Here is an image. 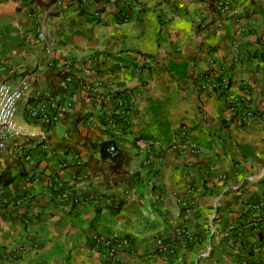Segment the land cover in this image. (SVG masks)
Segmentation results:
<instances>
[{"label": "crops", "instance_id": "1", "mask_svg": "<svg viewBox=\"0 0 264 264\" xmlns=\"http://www.w3.org/2000/svg\"><path fill=\"white\" fill-rule=\"evenodd\" d=\"M226 1L0 0V84L28 87L0 264H264V0ZM50 99L58 122L32 119ZM94 234L129 246L103 258Z\"/></svg>", "mask_w": 264, "mask_h": 264}, {"label": "built area", "instance_id": "2", "mask_svg": "<svg viewBox=\"0 0 264 264\" xmlns=\"http://www.w3.org/2000/svg\"><path fill=\"white\" fill-rule=\"evenodd\" d=\"M214 9L219 13L230 12L231 6L226 0H214ZM42 35L39 33L38 35ZM145 63L149 62V59H144ZM226 86V85H225ZM27 83L25 81L21 82L17 87H12L8 84H0V149L4 148L5 142L17 134V123H16V113L19 101L24 97L27 91ZM250 108L242 110L237 116L238 121L241 124H247L251 120H254V116L250 113ZM63 113V109L56 106L54 101L50 99L49 105L38 109L30 110V117L32 119L41 120L45 125H54L58 122L59 118ZM261 118V117H260ZM173 149L178 148V143L174 140L172 142ZM187 148L193 153H198L199 149L195 144H188ZM107 153L111 158H115L118 155L117 148L114 145H110L107 148ZM59 197L63 201H72V203H79L80 201L74 197H69L66 193H60ZM178 238L184 240H192L191 235L184 228H178L174 231ZM94 251L99 253L101 257L110 260L115 259L118 252L124 251L129 246V241L124 238H106L100 235L91 236ZM157 245L159 252L164 255L173 254L172 249L161 239L157 240Z\"/></svg>", "mask_w": 264, "mask_h": 264}, {"label": "trees", "instance_id": "3", "mask_svg": "<svg viewBox=\"0 0 264 264\" xmlns=\"http://www.w3.org/2000/svg\"><path fill=\"white\" fill-rule=\"evenodd\" d=\"M54 1H56V0H52V2H54ZM214 5V4H213ZM110 145H112L111 143H106V144H104V145H102V147H101V154H102V157L103 158H105V157H109V154L107 153V148L110 146ZM117 157V158H116ZM114 159H115V167L117 168V170L119 171V169H120V162H121V160H120V156L119 155H117Z\"/></svg>", "mask_w": 264, "mask_h": 264}]
</instances>
